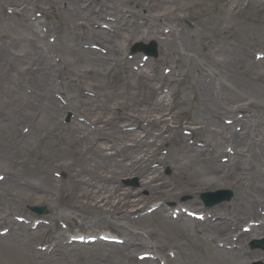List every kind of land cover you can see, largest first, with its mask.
Returning <instances> with one entry per match:
<instances>
[{
  "label": "bare ground",
  "instance_id": "obj_1",
  "mask_svg": "<svg viewBox=\"0 0 264 264\" xmlns=\"http://www.w3.org/2000/svg\"><path fill=\"white\" fill-rule=\"evenodd\" d=\"M111 1L0 0V95L2 101L8 98L5 105L0 104V135L18 133L5 124L3 109L10 107L12 115L25 118L29 124L24 126L33 129L19 137L38 148L34 166L25 173L44 178L58 192L66 191L71 208L80 204L82 186V198L97 196L93 203L80 204L88 216L78 228L85 231L87 243L93 246L92 234L101 228L110 232L109 238L125 235L119 246H110L104 264H245L252 258L264 259L261 253L245 250L242 240L234 242L232 236L238 235L242 223H251L250 233H264V227L256 226L264 219V212L256 208L264 206V157L257 151L264 139L256 142V127L253 131L258 118H264V88L259 86L263 76L258 71L264 61L244 47L245 34L252 32L246 38L252 44L264 40V0L242 5L240 0L216 1L211 2L212 10L202 9L209 7L204 2L187 1L183 9L197 22L198 30L192 33L182 27L179 16H169L165 22L172 30L167 36L161 33L164 24H157L159 16L151 17L155 1ZM84 3L89 5L87 13L81 8ZM123 5L128 11L120 8ZM195 8L199 11H192ZM145 11L152 22L139 16ZM40 16L49 23L54 16L60 20L49 31ZM108 18L114 20L115 34L96 30ZM143 34L159 43V59L141 64L124 58V43L143 41ZM87 87L94 89L96 98L85 96ZM63 94L69 95L68 106L59 101ZM245 96H251L248 103ZM70 108H94L99 115L90 124L76 123L66 129L57 117ZM52 121L60 130L62 153L57 159L56 150L44 147L55 133L45 129ZM52 163L68 170L67 182L51 178ZM161 166L172 167L170 179L160 174ZM123 175L140 177L141 189L121 190L116 181ZM14 180L10 171L4 185ZM220 183L235 190L232 203L222 213L220 207L201 211L197 198L173 211L165 205ZM30 185L42 186L33 181ZM9 196L8 190L0 189V203L7 204ZM157 200L165 204L144 215L158 217L150 225V247L128 225L140 221L133 215L137 204ZM8 207L0 216L12 224L8 235L0 236L3 258L16 250L26 253L33 240L49 232L45 226L31 232L26 224L12 223L13 209ZM195 213L204 215L198 219L192 216ZM58 233L56 251L71 247L63 245L66 234ZM243 237L251 238L241 233ZM9 238L12 244H5ZM100 244H95L97 249H103ZM142 248L150 251H135ZM37 254L29 252L25 262L39 264ZM143 254L144 258L139 257Z\"/></svg>",
  "mask_w": 264,
  "mask_h": 264
},
{
  "label": "rangeland",
  "instance_id": "obj_2",
  "mask_svg": "<svg viewBox=\"0 0 264 264\" xmlns=\"http://www.w3.org/2000/svg\"><path fill=\"white\" fill-rule=\"evenodd\" d=\"M111 0H95L96 3H105L107 4ZM122 0H112L111 2L113 4H120ZM157 4V8L152 9L153 11L151 12V17L156 15L159 16V22L157 24H164L161 27V33L165 34V36L170 34V31L172 28L170 27V24H167L165 22V19H168L169 16H179L181 18L180 23L182 27H184L186 30H189L192 33H195L198 30V25L197 22L194 19H191L190 16L188 15L189 13L186 12V9H183V6L186 7L187 1H192V0H184L183 4L181 5L180 2L179 4L175 5L173 3L174 0H153ZM178 1V0H176ZM201 2H204L205 5L207 4V7H202L206 8V10H212L211 2L216 3V1H222V0H212L208 3V0H198ZM238 0H232V2H236ZM126 3V2H124ZM240 3H249L248 0H240ZM251 3V2H250ZM100 4V5H103ZM252 4V3H251ZM85 7H81L82 11L87 13L89 9L88 3H84ZM112 6V5H110ZM118 6V5H116ZM131 6V5H130ZM159 6V7H158ZM181 6V8H180ZM125 6H120V8L126 10L124 8ZM43 8V7H42ZM44 9V8H43ZM46 9L50 11L47 7ZM98 9V7H97ZM128 11V10H126ZM192 11L198 12L199 9L195 8ZM148 11H145L143 14H139L141 17H146L149 19L150 22L153 21L152 18L148 17L147 15ZM51 15V14H50ZM252 17H255L256 15L252 12L250 13ZM40 21L43 22L47 29L50 31L51 27L54 25H58L59 18L54 16V19L51 23L45 20L44 16L39 17ZM142 19V18H140ZM147 20V19H146ZM114 21V20H113ZM110 18L103 20L100 22L99 27L96 28V30L103 29L107 33L110 34H115V28L112 25V22ZM154 23V22H153ZM144 26V25H142ZM47 35H52L51 32L46 33ZM251 33L245 34V44L244 47L246 50L250 51L251 54L255 55H263V57H259L258 59L261 61H264V40L260 41V43L252 44L250 43L246 38L248 37L247 35H251ZM254 34V33H253ZM255 35V34H254ZM259 36V35H256ZM263 35L261 34L262 37ZM143 41L141 40H132L130 44L127 42L124 43L123 47V52H124V58H127L131 62H140L141 64H144L145 62L149 63L150 61H154L156 59H159V43L154 40H149L147 34L142 35ZM104 47H107L106 45H103ZM140 49H146L147 51H156L157 56L156 57H147L145 53L143 52H138L137 54H134L133 51L135 50H140ZM53 50V49H52ZM54 51V50H53ZM52 58H55V52H52ZM147 60V61H146ZM225 65L223 64V67ZM143 67V66H141ZM146 67V66H145ZM147 69V68H145ZM151 71V70H148ZM259 74L263 76L261 79V83H259V86L264 88V65L258 69ZM66 94L61 95L59 101L62 103L64 106H68V100L66 98ZM89 98H96V92L94 89L87 87V92L86 95ZM246 101L245 103H248V99H251V96H245L244 98ZM8 100V98L5 101H2V95H0V104L3 106L5 105ZM86 108H83L81 110H76L70 108L68 111L61 112L59 113V116L57 117L59 122L58 124L60 126H64L66 129L73 128L76 123H91V120H94L95 116L99 115V111L95 110L92 108V110H85ZM4 114H5V120L7 121L5 124L7 125H12L17 128L18 133L13 132L11 135L5 134V135H0V178L3 177V181H0V184H3L0 186V189H6L10 193L9 196V201L7 204H2L0 203V216L3 215V212L5 210H8L10 207L8 205L12 206L11 209L13 211L11 212V221L12 223H20V224H26L28 226L29 230L31 232H35L36 229L40 226H45L47 229H49V232L44 234L42 237L37 238L31 242V247L28 248L26 253L19 252L18 250L15 251L14 254L8 255L7 258L2 257V253L0 252V264H27L26 258L24 256L26 254H29V252H36L38 253L37 255V261H39V264H96V263H101L104 264V260H106V254L108 250H111L110 246H119L120 244L117 243H112V242H106L101 238L103 234L110 235V232L108 230H105L104 228L94 230L93 232V238L97 240L96 243H92L93 246H90L89 244H84V243H78L73 240L74 237H80L81 235L84 236L85 231H80L78 227L81 226L82 219H84L85 216H88L86 214L87 210L83 208L80 204L83 202H95L97 199V196L95 194H92L91 196L84 197L82 198V190L83 186L79 192V203L77 201L78 206L71 208L70 206L67 205L68 197H67V192L62 191L58 192L55 188V186H51L49 184H45L44 178L36 179L31 175H27L25 172L29 171L33 166H34V161H35V155L38 152V148L33 144V142H28L25 143L19 136H25L22 135V133L29 134L32 132V128H26L24 124H29L26 122L24 119L20 117H16L12 115L11 108H4ZM122 108L119 107L117 112H121ZM187 111H190V108H186ZM257 113V112H256ZM258 116V113L256 114ZM4 118V117H3ZM257 124H254V129L256 127V137L255 141L258 142V140L264 139V118L260 119L258 118ZM56 122H48L45 124V129L48 131H55L54 136L50 135V138L48 139L47 144L44 145V147L49 148V151H55L54 157L57 159L61 153V145L60 141L58 140L59 137L57 133H60V130L57 129L59 126L55 124ZM58 126V127H57ZM25 127L26 131H23V128ZM32 127V126H31ZM57 130H56V129ZM46 130V131H47ZM130 131V130H128ZM244 132V130L242 129ZM57 137V138H56ZM264 141V140H263ZM91 142V141H90ZM131 144V142H129ZM259 149L257 150L258 153H260L261 156L264 157V152L261 153L260 151H264V142L260 144L258 142ZM43 149V148H42ZM44 150V149H43ZM45 151V150H44ZM109 153H113V151H108ZM47 153V150H46ZM264 160V159H263ZM264 162V161H263ZM247 164H249V161H246ZM7 165H10L8 168L6 167ZM56 163H52L49 167V172H53V180L56 181H62V182H67L68 180V170L65 168H56L55 167ZM24 171H23V170ZM10 171L11 173L14 174L15 180L13 181L12 185L11 184H5L10 176ZM173 173V169L171 166H161L160 167V174L165 178V179H170ZM225 178V175L221 176ZM33 181L36 185L40 184L44 190H40L39 188H32L30 185V182ZM38 182V183H37ZM116 184L120 186L121 190H127V191H133L136 192L141 189L142 187V182L140 177L137 176H130V175H123L116 181ZM67 190L69 191L71 188L69 184H65ZM11 187V188H9ZM217 191H229L233 194V198L229 202H223L221 204H218L214 207H207L205 203L202 200V195L207 192H217ZM36 194V196H34ZM234 194L235 190L231 188L229 185H225L223 183L218 184L216 187L207 189L204 191H200L197 194L193 193H188V194H183L182 196L173 199L169 203H164L163 200L159 201H153L148 205L142 204L143 202L137 204V206L134 207L136 209V214L133 212V215L135 216V220L139 221L137 224H129L128 228L135 233V235L139 236L142 240H145L146 242H149L150 247L153 246V241L150 240L148 237L149 232L152 230L150 228V225L152 222H154L157 218L156 216H150L147 218H144V215L149 212L154 206H157L158 204H165L167 208L172 209H178L180 204L182 205H187L188 202L192 201L193 198H197L199 200V206L201 211L203 210H211L213 208L220 207L219 211L222 213L233 201L234 199ZM41 207L45 209L46 214L43 216H39L31 211L32 207ZM86 206V205H85ZM16 207V208H15ZM257 211L260 210L261 213L264 212V206H260L259 204L257 205ZM18 209V210H17ZM133 210V208H130ZM259 209V210H258ZM198 211V212H201ZM257 213V212H256ZM54 216H58L57 218L54 219ZM83 217V218H82ZM212 218H215V216H212ZM23 220V221H21ZM264 219L257 221V227L258 228H263L264 227ZM244 223L241 224L243 226V231L242 227L240 226L241 230L238 232V235L232 234L234 237L233 241L234 242H239L242 240V245L250 253H261L264 255V252L261 250H256L252 248V243L254 240H260L264 238V233L262 230L257 231V233L253 232L250 233L246 229L249 227ZM251 226V223L249 224ZM12 224H10L7 221H3L0 219V236L5 237L8 235V232L12 229ZM58 231H62L66 234V237L64 239L63 245L65 247L71 246L66 248L65 250H61L58 248H54V237L57 236ZM7 232V233H6ZM84 232V233H83ZM241 233H247L251 238L248 237H243V239L240 238ZM7 234V235H6ZM80 235V236H79ZM115 237H119L124 240L125 235L123 233L120 234H115ZM253 238V239H252ZM12 239L9 238L5 244H12ZM101 243L103 249H97L98 245H95L97 243ZM69 243V244H68ZM73 244H80V245H85L88 246L87 248L85 247H79V246H72ZM100 244V245H101ZM108 245V246H106ZM106 246V247H105ZM55 249V250H54ZM54 250V251H53ZM96 251V252H95ZM137 253L139 252H147L150 251V249L142 248V249H136L135 250ZM89 252V254H88ZM159 253V252H158ZM160 254V253H159ZM107 262V261H106ZM262 263L264 264V259L262 258H252L248 260L245 264H254V263ZM108 263V262H107Z\"/></svg>",
  "mask_w": 264,
  "mask_h": 264
},
{
  "label": "water",
  "instance_id": "obj_3",
  "mask_svg": "<svg viewBox=\"0 0 264 264\" xmlns=\"http://www.w3.org/2000/svg\"><path fill=\"white\" fill-rule=\"evenodd\" d=\"M214 203H215V202H214ZM214 203H210L209 205H214ZM33 210L36 211V212L39 213V214H43V213H44V211H43L42 209H33ZM258 246L264 248V245H263V244H260V245H258Z\"/></svg>",
  "mask_w": 264,
  "mask_h": 264
}]
</instances>
